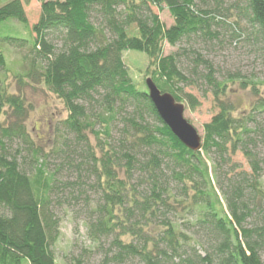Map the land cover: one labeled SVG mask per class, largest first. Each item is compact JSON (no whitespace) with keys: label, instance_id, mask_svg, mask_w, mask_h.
I'll use <instances>...</instances> for the list:
<instances>
[{"label":"trees","instance_id":"trees-1","mask_svg":"<svg viewBox=\"0 0 264 264\" xmlns=\"http://www.w3.org/2000/svg\"><path fill=\"white\" fill-rule=\"evenodd\" d=\"M29 1L0 6V264H56L54 203L82 201L98 264H264V81L240 83L254 101L247 114L237 112L226 81L196 54L193 73L203 65L217 112L203 124L200 150L191 151L160 120L145 83L132 81L122 58L126 50L144 53V80L181 103V86L191 80L178 53L164 55L163 46L239 25L219 11L220 0L212 8L209 0H36L40 15L29 37L1 30L11 21L28 28ZM152 7L166 8L173 24L165 27ZM239 13L255 30L264 65V0H244ZM2 46L26 50L18 69L6 65ZM34 85L66 110L59 124L71 139L62 137L52 151L61 159L53 171L26 127L32 105L25 88ZM237 152L249 173L231 162ZM64 166L75 179H58ZM71 260L94 264L89 254Z\"/></svg>","mask_w":264,"mask_h":264},{"label":"rangeland","instance_id":"rangeland-1","mask_svg":"<svg viewBox=\"0 0 264 264\" xmlns=\"http://www.w3.org/2000/svg\"><path fill=\"white\" fill-rule=\"evenodd\" d=\"M10 0H0V6ZM202 8H212L215 4L209 0V5L205 6L199 2ZM244 5V0H220L218 5L219 11L228 15L227 21L233 23L235 20L238 24L229 25L223 23L217 28L213 38L205 40L189 39L179 42L171 46L167 43L163 46V54H177L178 67L190 77L191 84L182 87V104L184 105V117L198 131L200 135L203 133V124L208 122L217 112L213 98L212 89L201 78L205 72L201 64L197 71L193 73L194 58L196 54L210 61L216 71V78L219 81H226L227 96L236 106L237 112L247 114L250 111L254 101L253 96L248 90L240 89V83L244 81H264V65L260 43L254 35V29L251 28L244 20L240 19L239 10ZM24 12L27 19L28 28L23 27L16 21L7 22V25L1 27V30L10 31L19 36L29 37V28L37 22L40 15V3L36 0H30L23 3ZM152 11L158 14L160 21L165 27L173 24V20L166 8L158 11L152 7ZM55 43H60L54 40ZM6 58V65L12 70L18 69V63L21 56L26 52L23 48H15L11 46H2ZM122 58L127 66L132 81L135 84L144 82L145 68L148 63L147 56L139 51L126 50L122 53ZM1 71V70H0ZM13 81L9 74L8 79ZM262 92L264 87L259 86ZM25 94L27 100L32 105V110L26 121V127L33 140L34 145L47 155V168L53 171L60 163L59 153L52 152L61 142L62 137H71L64 134L60 129L59 121L66 116V110L63 104L53 94L43 87L34 85L26 87ZM193 98L195 107L191 108L190 99ZM90 143L94 145L91 135ZM67 141L69 148L63 146L65 151H69L73 144ZM231 162L237 166V171L250 172V167L245 157L237 152L231 156ZM70 170L66 167L57 173L58 179H65L69 176ZM68 178L75 179L76 175L71 174ZM261 180L264 185V164L262 165ZM92 180L86 183L84 189L90 185ZM88 194L93 197L92 192ZM92 199V198H91ZM81 203H74L72 206L67 204L59 205L54 203L53 212L58 219L59 236L52 247L56 264H70L72 257H79L81 254H89L91 263L98 264L99 256L95 254V242L91 241L87 235V225L84 214L80 210ZM187 218L183 219L185 221ZM264 260V255H263Z\"/></svg>","mask_w":264,"mask_h":264},{"label":"water","instance_id":"water-1","mask_svg":"<svg viewBox=\"0 0 264 264\" xmlns=\"http://www.w3.org/2000/svg\"><path fill=\"white\" fill-rule=\"evenodd\" d=\"M146 94L160 120L171 133L189 150L198 151L201 148V135L197 129L184 117V105L176 102L167 92H161L150 79L144 80Z\"/></svg>","mask_w":264,"mask_h":264}]
</instances>
